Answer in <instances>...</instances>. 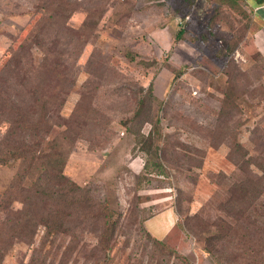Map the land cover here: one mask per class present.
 <instances>
[{
    "label": "rangeland",
    "instance_id": "1",
    "mask_svg": "<svg viewBox=\"0 0 264 264\" xmlns=\"http://www.w3.org/2000/svg\"><path fill=\"white\" fill-rule=\"evenodd\" d=\"M251 25L244 0H0V66L24 42L30 85L41 78L64 86L49 105L56 124L49 136L65 144L63 173L88 190L94 207L74 216L71 235L44 242L46 263L244 264L242 257L219 263L197 228L231 218L222 208L233 185L264 170V50ZM53 57L60 70L68 67L67 80L49 76ZM154 126L153 142L145 141ZM150 159L166 172L151 171ZM19 170L0 165V196ZM258 181L241 212L247 218L237 219L241 240L229 249L240 254L250 237L246 245L264 264ZM169 206L178 221L162 246L143 223ZM107 220L117 225L104 248ZM44 239L40 227L33 245L14 242L1 264H28Z\"/></svg>",
    "mask_w": 264,
    "mask_h": 264
},
{
    "label": "trees",
    "instance_id": "2",
    "mask_svg": "<svg viewBox=\"0 0 264 264\" xmlns=\"http://www.w3.org/2000/svg\"><path fill=\"white\" fill-rule=\"evenodd\" d=\"M227 1L235 3L237 0ZM192 2L193 0L191 4ZM179 7L182 11L181 16L184 17L187 10L182 3ZM31 40L39 43L38 39L31 38ZM29 46L21 42L11 52L8 60L0 66V123L5 127V133L0 135V165L16 164L18 169L20 168L7 185L6 191L0 196V211L3 214L0 219V264L14 242L22 241L33 245L34 237L40 227L44 228L45 239L39 247L33 248L27 263L49 264L46 263L48 251H45L44 255L41 254L42 246L46 244L44 242L48 241L52 244L53 238L58 235H71L77 227L74 216L77 214L78 217L84 218L89 210L94 208L88 190L63 173L68 153L65 144L55 142V137L49 136L51 127L56 125L50 123L54 108H49V105L57 104L56 99L61 98L60 94L66 93V89L64 86L56 87L58 85L56 82L51 84L52 80L47 82L42 81L41 78L36 84L30 85V74L24 70V66L31 59ZM53 58L45 64L49 76L55 75L57 81L59 76L67 80L68 67L64 66L60 70L59 62L55 57ZM147 92L150 98L157 101L152 95L151 85L147 88ZM62 101L58 104L61 105ZM145 103L146 98L141 96L137 114L141 113ZM154 130L158 132L155 126L151 128L144 138L145 141L153 142ZM157 153L153 152V156L157 157ZM150 162L151 171L158 174L166 172L159 161L150 159ZM143 167L147 170L148 163H144ZM259 178L264 179V170L262 176H257L254 180L245 178L233 185L228 203L222 208L231 218H221L219 223L211 222L210 225L204 223L201 228H197L205 241V250L214 255L219 263L225 262L226 257L228 262L242 257L244 264H258L260 252L246 245V241H251L250 237L239 246L243 249L240 254H234L232 248H229L235 247L233 244L236 237L241 240L236 234V229L239 227L238 220L247 218L242 217L241 212L247 211L251 204L250 198L247 197L259 191V188L257 189ZM15 201L20 203L17 209L11 208V203ZM116 225L117 220L106 221V228L102 232L100 241L101 245L104 243V248L107 247L108 239ZM261 230L264 231V228ZM148 235L163 246L161 240L149 233ZM254 237L256 239L257 235Z\"/></svg>",
    "mask_w": 264,
    "mask_h": 264
},
{
    "label": "crops",
    "instance_id": "3",
    "mask_svg": "<svg viewBox=\"0 0 264 264\" xmlns=\"http://www.w3.org/2000/svg\"><path fill=\"white\" fill-rule=\"evenodd\" d=\"M251 13V35H257V45L264 50V0H244ZM174 207H167L145 219L146 231L156 239H165L177 220Z\"/></svg>",
    "mask_w": 264,
    "mask_h": 264
}]
</instances>
